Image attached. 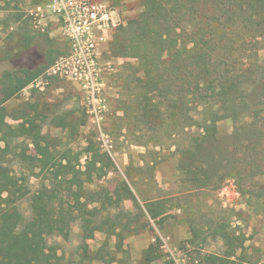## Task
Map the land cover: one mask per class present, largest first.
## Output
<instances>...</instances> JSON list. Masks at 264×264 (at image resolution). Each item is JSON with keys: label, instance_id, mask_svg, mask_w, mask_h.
<instances>
[{"label": "rangeland", "instance_id": "rangeland-1", "mask_svg": "<svg viewBox=\"0 0 264 264\" xmlns=\"http://www.w3.org/2000/svg\"><path fill=\"white\" fill-rule=\"evenodd\" d=\"M8 1L7 10L0 11V77L5 71L33 64L18 57L17 44L22 27L35 33L29 13L42 2ZM103 1L120 21L101 57L96 102L74 77L47 69L3 105L10 127L34 116L42 119L41 134L50 148L79 154L80 166L85 163L81 153L89 144L114 165L86 187L100 191L105 201L103 207L95 204L100 209L99 228L85 231L77 220L49 240L57 247L58 263L147 264L144 250L159 239L160 256L151 264H221L227 259L264 264V128L252 127L250 132L232 136V123L219 122L217 136L222 142L211 149L214 161L206 167V186L186 175L178 167L187 140L181 115L173 119L165 100L141 90L135 57L122 58L114 51L115 35L138 14L139 0ZM43 35L44 40L34 45L38 54L45 43L63 50L59 32L51 28ZM47 72L51 75L45 76ZM263 109L258 107L261 115ZM59 118L67 121L66 128L56 126ZM10 149L4 173L27 174L35 190L43 174L38 170L29 174L34 148L17 139ZM21 152L29 161L20 160ZM197 177L203 180L202 174ZM153 201L164 209L162 218L155 221L141 216L144 204ZM20 211L29 216L26 201ZM21 231L26 239L32 236L29 229Z\"/></svg>", "mask_w": 264, "mask_h": 264}, {"label": "trees", "instance_id": "trees-1", "mask_svg": "<svg viewBox=\"0 0 264 264\" xmlns=\"http://www.w3.org/2000/svg\"><path fill=\"white\" fill-rule=\"evenodd\" d=\"M9 4L0 0V11ZM139 4L138 14L115 35L114 51L122 58L135 57L141 90L165 100L173 119L181 115L187 140L178 167L206 186V167L214 161L211 149L222 142L218 123L230 121L232 136L264 128V109L263 115L258 111L264 107V0H139ZM20 30L18 57L33 64L0 77V264H59L57 247L49 240L77 220L85 231L99 228L100 209L95 204L103 207L105 201L100 191L86 187L114 165L92 144L81 153L82 166L79 154L51 149L41 134L43 120L36 116L16 127L5 122L3 105L39 79L65 51L64 46L62 50L45 43L38 54L34 45L44 40L43 33L25 26ZM154 110L159 112L157 106ZM54 123L60 128L68 125L64 118ZM17 139L34 148V160L19 154L22 162L29 161V174L36 170L43 174L33 191L27 174L4 173L10 144ZM201 174L203 180L197 177ZM128 194L136 204L134 195ZM25 201L28 217L20 211ZM163 211L160 202H146L141 216L155 221ZM23 228L32 232L29 239L23 237ZM159 256L156 239L143 258L151 264ZM221 264L243 263L227 259Z\"/></svg>", "mask_w": 264, "mask_h": 264}, {"label": "built area", "instance_id": "built-area-1", "mask_svg": "<svg viewBox=\"0 0 264 264\" xmlns=\"http://www.w3.org/2000/svg\"><path fill=\"white\" fill-rule=\"evenodd\" d=\"M29 17L36 32L53 28L61 36L64 54L48 69L74 77L96 102L101 57L119 25L117 12L103 0H44Z\"/></svg>", "mask_w": 264, "mask_h": 264}]
</instances>
